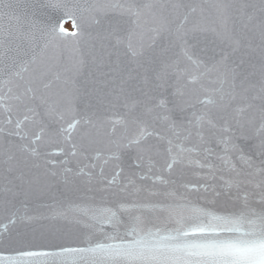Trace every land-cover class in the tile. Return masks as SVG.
I'll use <instances>...</instances> for the list:
<instances>
[{"label":"snow or ice","instance_id":"6c2138e0","mask_svg":"<svg viewBox=\"0 0 264 264\" xmlns=\"http://www.w3.org/2000/svg\"><path fill=\"white\" fill-rule=\"evenodd\" d=\"M0 264H264V0H0Z\"/></svg>","mask_w":264,"mask_h":264},{"label":"water","instance_id":"95a60500","mask_svg":"<svg viewBox=\"0 0 264 264\" xmlns=\"http://www.w3.org/2000/svg\"><path fill=\"white\" fill-rule=\"evenodd\" d=\"M68 25L70 26V28H68ZM65 28L68 30V31H73L74 29L72 28V24H71V21H68L65 23Z\"/></svg>","mask_w":264,"mask_h":264},{"label":"flooded vegetation","instance_id":"af4514ba","mask_svg":"<svg viewBox=\"0 0 264 264\" xmlns=\"http://www.w3.org/2000/svg\"><path fill=\"white\" fill-rule=\"evenodd\" d=\"M69 26V25H68ZM69 28H70V26H69Z\"/></svg>","mask_w":264,"mask_h":264},{"label":"rangeland","instance_id":"374dc122","mask_svg":"<svg viewBox=\"0 0 264 264\" xmlns=\"http://www.w3.org/2000/svg\"><path fill=\"white\" fill-rule=\"evenodd\" d=\"M68 28H69V26H68Z\"/></svg>","mask_w":264,"mask_h":264}]
</instances>
